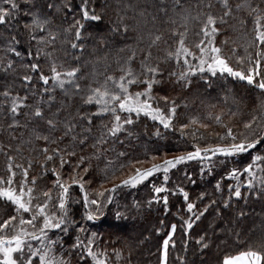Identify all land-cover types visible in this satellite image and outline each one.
Listing matches in <instances>:
<instances>
[{
	"label": "trees",
	"instance_id": "16d2710c",
	"mask_svg": "<svg viewBox=\"0 0 264 264\" xmlns=\"http://www.w3.org/2000/svg\"><path fill=\"white\" fill-rule=\"evenodd\" d=\"M17 2L21 5L19 21L10 20L7 24L0 25V58H4L6 55L2 51L5 46L3 38L17 35L21 41L17 48L21 51L22 56L16 58L10 53L7 56L15 59L17 61L16 66L19 68L21 61L28 62L26 52L31 50L35 53L37 45L35 42H32L31 46L29 44L28 32L23 28V24L30 21L28 17L22 15L25 10L23 0H17ZM45 2L46 0H39L41 8L44 7ZM52 2L62 4L64 0H52ZM80 2L81 0H71L73 6L71 13L65 15V12L62 11L56 14L55 23L50 30L57 36V39L51 46L40 45V47L44 48L46 52H53L51 59H54L58 65L62 64L65 69L80 67V75L87 77L86 80L80 81L82 88L94 81L103 83L107 75L118 78L122 74L119 71L120 67L124 66V61L132 51L137 53L132 67L139 72L140 60L143 59L144 55L141 50L147 48L150 39L149 34L153 36L160 34L163 37L158 47L152 48V62L156 63L158 62L157 58L163 59L166 51L170 48L174 49L176 46L178 37L172 36V30L184 31L180 25L185 22L178 15L184 13H181V9L176 6L175 0H90L89 9L95 8L96 13L102 15L103 19L100 21H83L86 25L85 39L78 42L83 44V51L71 49L69 44L65 43V38L73 39V36L71 33H65L64 29L73 23V17L75 19L81 18L77 10ZM181 2L184 8L191 12L192 16L197 15L198 12H210L219 17L224 11L218 0H181ZM208 2L213 5L211 9L204 7ZM239 2L240 0H229V5L233 9L232 16L226 17L227 24L217 22L220 33L216 37V44L223 48V55L231 57L230 64L233 67H239L236 64V59L246 55L244 49L254 35L253 18L248 16L247 11L238 12L235 9V5ZM253 2L261 3V0H253ZM198 4L200 5L199 8L197 7ZM0 6H3L2 0H0ZM164 8L167 9V14L161 10ZM141 12L144 14L141 15ZM153 16L156 17L155 20L152 19ZM121 17H123V23L128 25V32L124 33L122 30L119 33L112 32L113 27L121 26ZM140 18H142L141 24L139 23ZM172 19H175L177 23L172 24L170 22ZM203 20L204 16L201 15L200 21H187L188 37L186 43L193 51H195V43L202 38L197 33ZM241 20L247 21L246 24H241ZM37 35L46 36L47 33L37 32ZM226 38L228 44L224 45L222 41ZM233 48L237 49L235 55L231 51ZM249 51L254 53L255 49L250 48ZM74 56H79V60H75ZM32 62H36L35 59ZM39 63L42 71L46 75H51L49 72L50 60L44 56L43 52ZM161 67L166 70L165 82L162 86H156L153 94L167 95L170 100L175 99L178 105L173 125L167 130L148 117L141 115L136 118L133 114L136 121L134 124L125 125L124 130L118 133L116 137L105 135L106 143H97L101 135V125L111 121L109 114L94 120L95 127L83 145L79 143V137L76 142L65 139L55 145L45 144L44 141H37L34 138L32 130L37 126V123L30 121V118L24 115L29 109H22V114L16 118L19 126L10 128L9 124L13 122V117L6 107H0V176L7 178L8 157L11 156L14 166L21 164L27 168L28 162H32V167L29 169V179L33 176L38 178L37 192L50 188L54 177L50 171L48 175H43L41 165L45 161L41 149L48 147L49 154H52L51 149L53 148L68 149V151L76 152L74 157H68L66 153L61 152L65 159L70 161L69 165L60 169L59 158L57 157L54 161L48 162L47 167L49 169L56 167L63 178L68 179L79 158L84 157V163L76 171L83 175L85 181H91V183H85L87 187L104 191L109 189L110 185L114 187L122 179L132 174L133 170L128 166L129 162L144 160L148 164L157 163L161 158L172 159L170 154H184L193 151V144L207 147V145L218 143L215 133L223 134L225 129L216 123L215 116L220 115L223 124L233 127L234 131H242L243 122L249 120L256 110V97L260 95V92L258 89L247 85L246 82L233 79L227 75L221 77L218 74L216 77H212L210 74L204 73L203 79L200 74H197L192 77L191 86L183 88L167 79V70H178L174 61L161 64ZM24 72V69H19L15 74L6 75L0 71V92L8 87L13 95L17 93L22 96L27 94L29 95V105L34 106L36 101L40 99V94L43 93V86L40 84L38 76L35 73H30L33 76V83L30 88H26L20 79ZM93 86L96 85L93 84ZM131 90L142 91L143 85L133 86ZM33 91L37 93L36 96L32 95ZM51 95L55 99L51 102L50 107L47 103L43 105L45 114L52 116L53 113L60 110L58 119L61 122L74 116L77 110H81V114L83 111H96L95 106L83 105L80 95L65 96L59 89H56ZM48 96L49 94H43L45 101L48 100ZM3 99L0 96V103H3ZM162 104L164 103L162 102ZM126 115V113H121L122 117ZM193 118L197 119L198 123L191 125L190 120ZM184 124H190V126L183 129L182 134ZM200 124H207L208 128H202ZM39 129L43 134L49 132L43 121L39 122ZM173 129H178V132L174 133ZM157 131H159V135H156ZM76 132L81 133L82 129L77 128ZM61 134L62 124L52 133V137L57 138ZM201 136L203 139H200ZM120 153H124V155L121 156ZM250 153L251 155L264 154V143L250 150ZM152 156H157L158 159L152 161ZM235 159L244 165L250 162V155L246 153ZM122 165L124 167H121ZM187 166L189 168H186V165L183 167L180 165L176 170L177 178L182 182V185H174L173 179L170 177L166 186L173 191L176 190L177 186H182L189 193L190 202L197 204L195 210L197 212L209 205L211 200L217 201L215 205L209 207L208 212L199 221L195 222L188 236L183 233L182 223L192 214L187 212L186 203L179 194L165 193L169 196V211L167 212H165L162 202H154L151 207L147 205L135 211L133 216L120 220L115 219L114 213H111L112 203L106 205L103 211L99 213V218L94 221L82 219L85 211H83L82 203L72 205L76 219L87 229V234L97 233L96 246L101 251H107L110 263L159 264L162 241L167 236L172 224L177 225V232L173 237L176 247L169 248V264H180V261L176 259L177 256L183 257L186 264H222L225 255H235L245 250L248 243L261 238V233L264 232V197L257 198L255 193L249 194L247 190L242 189L247 199L236 200L233 197L231 207L224 208L223 201L228 198L227 185L232 183V181L223 178L226 176L225 166L217 165L211 174L204 172L202 174L204 178L197 174V171L202 167L200 162L189 161ZM232 166L229 163L226 167L231 168ZM86 167L89 171L84 174L83 169ZM14 170L17 172L16 180L19 181L21 170L15 167ZM114 172L115 178L113 177ZM185 173L190 175L195 183L185 179ZM217 181H221L224 185L222 192H216L214 189ZM147 188L148 184L143 187V189ZM123 189L124 187L117 188L116 192L112 194L113 201ZM201 192L208 193L203 201L197 200ZM132 193L121 192L117 201L130 198ZM77 195L80 197L79 191H77ZM145 198H150V196L146 195ZM0 210H2V204H0ZM241 210L245 213L243 217L238 215ZM161 221L164 222L163 225H161ZM205 232L212 243L209 249L201 251L199 246L195 244V240L200 235H204ZM237 232L240 233L239 241L234 235ZM66 239L68 242L72 241L74 234L71 237H66ZM184 240L188 241L186 252L182 247ZM114 250L121 253L120 259L116 258Z\"/></svg>",
	"mask_w": 264,
	"mask_h": 264
},
{
	"label": "snow or ice",
	"instance_id": "6c2138e0",
	"mask_svg": "<svg viewBox=\"0 0 264 264\" xmlns=\"http://www.w3.org/2000/svg\"><path fill=\"white\" fill-rule=\"evenodd\" d=\"M23 2L25 10L22 15L28 17L30 21L25 22L23 28L28 32L30 46L32 42L37 45L36 51L33 53L28 50L26 52L28 62L21 61L18 68L16 66L17 61L8 58L7 54L10 53L12 56L20 58L22 53L18 50L17 45L21 41L17 35L4 37L5 46L2 51L6 55L4 58H0V71L7 75L15 74L19 69H24L25 72L20 79L26 88H30L33 83V76L30 73H35L43 86V93L40 94V99L33 106L28 103L29 95L22 96L19 93L13 95L10 88L5 87L0 92V96L4 98L0 107H6L13 117V122L9 124L10 128L19 126L16 118L22 114V109H29L24 115L28 116L30 121L37 123V126L32 130L37 141L42 140L45 144L55 145L65 139L76 142L79 137V143L83 145L95 127L94 120L109 114L111 121L101 125V135L97 143H106L105 135L116 137L118 133L124 130L125 125L134 124L136 121L133 114L136 118L141 115L148 117L152 121L158 122L163 128L170 129L177 114L176 100H170L167 95L153 94L154 88L162 86L165 82L166 70L161 67V64H167L170 61L175 62L178 70H167V79L175 85L188 88L192 84V77L197 74H200L202 79L204 73H209L212 77L219 74L221 77L227 75L233 79L246 82L247 85L258 89L260 95L256 97V110L249 120L243 122L242 131H234L233 127L223 124L222 117L217 115L214 117L216 123L225 130L223 134L215 133L218 141L215 145L210 144L207 147H201L198 144H193V151L175 156L172 159L165 158L162 163H152L151 167L146 168L136 167V165H143L147 161L129 162L128 166L133 170L132 174L110 189L97 191L95 196L85 188V183H91V181H85L83 175L76 171L84 163V157L79 158L68 180L63 178L56 167L51 169L47 167L48 162H52L58 157L59 168L63 169L65 165L70 164V161L65 159L61 152L66 153L68 157H74L76 156L75 151L53 148L51 149L52 154H49L48 147L41 149L45 161L41 165L43 175H48L50 171L54 179L50 188L42 189L39 192H37L36 187L38 178L33 176L29 179V169L32 167V162H28L27 168L21 164L14 166L13 157L9 156L8 176L7 178L0 176V204H2V210H0V264H108L107 251L95 250L97 233L87 234V229L76 219L72 205L82 203L85 210L82 219L94 221L99 218V213L103 211L104 207L113 202L112 194L116 192L117 188H136L159 172H163V184L160 186L153 184L154 196L147 201V204L151 207L154 202H162L165 212H167L169 211V196L161 194L171 192L172 195H181L186 203L187 212L192 214L182 223L183 233L188 236L195 222L208 212L209 207L217 203L216 200H211L209 205L197 212L195 211L197 204L190 202L189 193L182 186H177L175 191L166 186L170 179V171L189 161L201 163V174L205 171L211 174L218 164L225 166L226 176L223 178L234 181V183L227 185L228 198L223 201L224 208L231 207L233 197L236 200L247 199L242 189L247 190L249 194L255 193L257 198L264 197V154L251 155L250 153V150L264 143V0H261V3H254L253 0H240L235 5L236 11H247L254 23V35L244 49L246 55L236 59V64L239 67H233L230 64L231 57L223 55V48L216 44V37L220 33L217 22L227 24L226 17H231L233 14L229 0H218L224 9L223 14L219 17L210 12H198L197 15L192 16L191 12L184 8L181 0H175L176 6L181 9V13H184L178 15L185 23L180 25L184 31L172 30V36L178 37L174 49H168L163 59L157 58L158 62L153 63L152 48L158 47L163 37L160 34L154 36L149 34L150 39L147 48L141 50L144 55L143 59L140 60L139 72L132 67L137 56V53L132 51L124 61V66L120 67L119 71L122 74L118 78L107 75L103 83L94 81L88 83L84 88H82L80 81L86 80L87 77L80 75V67L65 69L62 64L58 65L54 59H51L53 52H46L44 48L40 47V45L51 46L57 39V36L50 30L51 26L55 23L56 14L63 11L67 15L73 11L71 0H64L62 4L46 0L43 8H41L39 0H23ZM89 2L90 0H81L77 9L81 18L75 19L73 17V23L64 29L65 33H71L73 36V39L65 38V43L69 44L71 49L83 51V44L78 43L85 39L86 25L83 21H100L103 19L102 15L96 13L95 8L89 9ZM2 3L3 6H0V25L7 24L10 20L19 21L21 16L20 3L17 0H2ZM197 7L199 8L200 5L198 4ZM204 7L211 9L213 5L208 2ZM161 10L167 14L166 8ZM143 14L141 12V15ZM201 15L204 16V20L201 22L202 26L197 35L202 36V38L195 43V51H193L186 43L188 37L187 21H200ZM152 19L155 20L156 17L153 16ZM120 21L121 26L113 27L112 32L119 33L122 30L127 33L129 29L128 25L123 23V17L120 18ZM170 22L172 24L177 23L175 19L170 20ZM246 22L241 20V24H246ZM37 32H46L47 35L38 36ZM222 44L227 45L228 39L222 41ZM250 48L255 49L254 53L249 51ZM231 51L235 55L237 49L233 48ZM42 52L50 60L49 72L51 75H46L41 69L39 61ZM73 58L79 60V56ZM33 59L36 62H32ZM205 82L208 83V81ZM49 85L51 86L48 87ZM141 85H143L142 91L131 90L133 86L139 87ZM56 89L63 92L65 96L80 95L82 104L95 106L96 111H83L81 114V110H77L74 116L63 122L58 119L60 110H57L52 116H47L43 105L47 103L49 107L51 106V102L55 99L51 93H54ZM81 93L83 94L81 95ZM43 94H49L47 101L44 100ZM32 95L36 96L37 93L33 91ZM161 101L167 105V110L160 107ZM121 113L127 115L122 117ZM40 121H43L47 126L48 134H43L39 129ZM197 123L198 120L195 118L190 120L191 125ZM61 124L62 134L53 138L52 133ZM190 124L182 126V134L183 129L188 128ZM200 127L206 129L208 125L200 124ZM77 128H81L82 132L77 133ZM159 134L157 131L156 135ZM200 139H203V136ZM246 153L250 155V162L241 165L235 158ZM119 155L123 156L124 153ZM219 157L224 159H213ZM157 159V156L151 157L152 161ZM229 163L233 165L230 169L226 167ZM14 167L21 170L19 181L16 180L17 172ZM88 171L87 167L83 169L84 174H87ZM115 176L114 172L113 177L115 178ZM242 177L245 179L242 180ZM184 178L195 183L187 173L184 174ZM73 186L78 187L79 198L72 196L70 190ZM223 188L224 185L221 181H217L214 185L216 192H222ZM207 195V192H201L197 200L203 201ZM134 207L139 209V203L135 204ZM238 215L243 217L245 213L241 210ZM117 216L120 217L122 214L117 212ZM160 223L163 225L164 222L161 221ZM176 232L177 225L172 224L166 238L162 241L159 264H169V248L176 247L173 239ZM73 234L74 239L69 243L66 237H71ZM234 235L239 241L240 233L237 232ZM211 243L206 232L195 240V244L199 246L201 251L209 249ZM182 247L186 252L187 240L182 241ZM114 252L116 258L120 259L121 253L118 250H114ZM176 259L180 261V264H186L183 257L177 256ZM222 264H264V232L261 233L259 240L248 243L245 250L236 255H225Z\"/></svg>",
	"mask_w": 264,
	"mask_h": 264
},
{
	"label": "rangeland",
	"instance_id": "374dc122",
	"mask_svg": "<svg viewBox=\"0 0 264 264\" xmlns=\"http://www.w3.org/2000/svg\"><path fill=\"white\" fill-rule=\"evenodd\" d=\"M160 12H161V10H160ZM141 22H142V18H140V20H139L140 24H141ZM207 74H209V73H207ZM160 107L165 108V110H167V105L162 104V102H160ZM172 125H173V122H172ZM173 132L177 133L178 129H173ZM180 154L179 153L170 154L171 155L170 158H174L175 156H178ZM161 159H159V161L157 163H162L164 158H161ZM213 159L216 160V158H213ZM184 165H186V168H189V166H187V163L186 164H182L181 166L183 167ZM179 166L176 169L171 170L170 173H169V177H171L173 179V184L174 185H182V182L180 180H178V178H177L178 174L176 173V170H178ZM137 167H140V168L151 167V164H148L146 162L143 165H139L138 164ZM197 174H198V176H201V178H204V176H202V174H201V169L199 171H197ZM181 177H183V174H181ZM243 179H244V177H242V180ZM65 180H68V179H65ZM120 183H121V181L119 183H117V184H120ZM232 183H234V181H232ZM147 184H148V188L147 189H143V187L145 185H147ZM153 184H155L156 186H160L161 184H163V172L156 173L153 177H150L149 180L145 181L143 184L138 185L136 188L124 187V189L122 191H120L118 193V195L121 192H133V193H132V196L130 198L124 199L123 201H120V202L117 201L118 195L116 196V199L112 202V210H111V213H114V215H115V219L120 220V219H123V218H126V217H131V216H133L135 211L147 206L148 205L147 201L152 199L153 196H154V193L152 192ZM112 187H113V185H110L109 189L112 188ZM85 188L93 196H95V193L97 191H100L98 189L89 188V187L86 186V184H85ZM70 191H71L72 196L74 198H79L78 195H77V191H79L78 187L73 186V188ZM146 195L150 196V198H145ZM161 195H165V193H162ZM137 203H139V205H140L139 209H136L134 207V205L137 204ZM83 211H84V208H83ZM117 212L121 213L122 216L118 217L117 216ZM71 242L72 241H70L69 243H71ZM95 250L101 251V250H99V248L97 246H96ZM108 264H112V263H110L108 261Z\"/></svg>",
	"mask_w": 264,
	"mask_h": 264
}]
</instances>
